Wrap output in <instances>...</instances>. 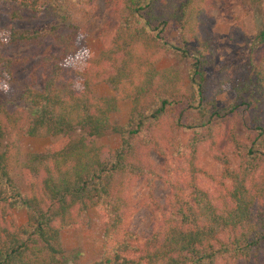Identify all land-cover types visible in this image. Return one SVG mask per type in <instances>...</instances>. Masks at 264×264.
<instances>
[{"label": "trees", "instance_id": "trees-1", "mask_svg": "<svg viewBox=\"0 0 264 264\" xmlns=\"http://www.w3.org/2000/svg\"><path fill=\"white\" fill-rule=\"evenodd\" d=\"M245 2L260 13L256 46L237 74L220 68L212 83L211 0H111L113 25L83 58L69 0H0V264H78L59 234L85 211L102 231L100 256L87 264H264V0ZM170 52L187 61L184 78L157 67ZM23 68L36 69L38 89ZM98 84L112 94L96 95ZM224 94L230 101L218 105ZM121 101L129 109L116 124ZM108 135L116 147L99 142ZM21 137L52 142L21 155ZM201 147L219 172L198 166ZM150 151L162 159L168 196L139 240L125 227L124 190L142 177L151 196ZM17 206L20 224L10 219Z\"/></svg>", "mask_w": 264, "mask_h": 264}, {"label": "rangeland", "instance_id": "rangeland-1", "mask_svg": "<svg viewBox=\"0 0 264 264\" xmlns=\"http://www.w3.org/2000/svg\"><path fill=\"white\" fill-rule=\"evenodd\" d=\"M111 0H69V10L72 22L81 31L83 55H95L100 47V32L106 27L113 25L112 17L109 13ZM259 11L251 8L245 0H211L208 10L205 12L204 24L206 33L210 39L213 62L205 69L213 83L216 73L220 68L227 67L230 73L235 75L244 63L250 48L256 46V35L258 34ZM4 25V21H1ZM33 23L12 22L15 28L31 26ZM170 38L177 37L176 30L169 31ZM25 46L15 48V53L25 50ZM264 53V47L262 49ZM39 59V57H36ZM187 61L178 54L170 52L166 54L157 65L158 68L171 66L180 71L185 76ZM43 70L46 67L42 66ZM22 75L27 76L33 88H39L36 69H20ZM96 95H110L112 90L104 85L98 84L93 88ZM230 94H224L217 100L218 105H225L230 101ZM129 103L121 101L118 103L117 111L110 115L113 123L122 124L127 116ZM237 131H243L241 124H237ZM118 137L108 135L99 140L100 143L109 147L118 145ZM52 142V138L44 137H21L18 140L19 152L24 155L28 152H41L44 147ZM148 158L153 164L156 176L152 182L151 196L148 195L147 188L142 177H136L128 182L125 187L128 206L126 208L125 227L132 231L141 240L149 235L155 228L160 213L166 209V197L168 188L160 179L162 173V159L154 152H148ZM231 161L233 157L230 155ZM198 166L207 172H219V165L214 161L204 147L198 153ZM200 182L205 183V179L199 177ZM19 187H25L17 179ZM208 185V183H207ZM10 219L15 224H20L25 220L24 209L17 206L12 209ZM61 247L67 253L78 254V264H87L96 260L100 256L102 231L98 216L93 211H85L81 214L79 223L60 232Z\"/></svg>", "mask_w": 264, "mask_h": 264}]
</instances>
